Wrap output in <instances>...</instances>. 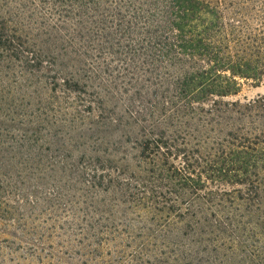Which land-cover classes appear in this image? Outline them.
I'll return each instance as SVG.
<instances>
[{
    "label": "trees",
    "instance_id": "trees-1",
    "mask_svg": "<svg viewBox=\"0 0 264 264\" xmlns=\"http://www.w3.org/2000/svg\"><path fill=\"white\" fill-rule=\"evenodd\" d=\"M244 82L264 83V0H0V178L20 154L17 172L54 168L58 90L96 91L79 107L101 120L114 92L130 148L82 170L87 229L72 234L126 264H264V95L227 101Z\"/></svg>",
    "mask_w": 264,
    "mask_h": 264
},
{
    "label": "rangeland",
    "instance_id": "rangeland-1",
    "mask_svg": "<svg viewBox=\"0 0 264 264\" xmlns=\"http://www.w3.org/2000/svg\"><path fill=\"white\" fill-rule=\"evenodd\" d=\"M82 89L73 87L75 92L66 94L63 92L64 89L58 90L55 101L63 107L58 109L61 112L57 117L58 123L43 127V136L49 138L52 143L44 152L47 163L44 162L43 165H49L50 162L54 165L52 171H46L41 175L23 173L21 169L17 172V164L20 168L19 162L22 159L20 154V160L16 158V161L10 162L15 172L7 176V181L0 178L1 182L4 180L6 192L2 195L0 191V199L4 202V211L1 213L17 220L3 221L5 230L3 237L9 241L0 242V258H7L8 264H11L10 258L19 264H126L128 261V258L121 260L117 257L113 244L102 249L92 240H82L81 236L72 234L77 228L76 225H79L80 230L87 229V218L82 215L89 210L87 204H78L77 207L71 204V200L80 198L84 189L82 170L89 166L93 158H100V161L106 158V154L101 152L105 149L112 154L111 158L122 157L119 148H126L129 151L130 146L125 145L123 141L133 130L129 126L132 124L131 121H128V126L125 127V120L121 121V124L112 120L122 115L123 101L119 95L110 92L107 97V119L101 120L98 118V110L91 114L84 111V106L89 104L84 103L79 107L81 104L79 97L89 101L95 100L94 97L97 96L96 91L88 88L84 90L85 93H79L78 91ZM263 95L264 83L257 86L252 82H244L239 94L227 101L247 103ZM0 131V138L4 137L5 141V134ZM24 150L25 148L20 149ZM116 164L112 166L115 167ZM107 198L113 200V196L106 195L98 200V203L101 202L100 209L105 207L104 201L108 202ZM121 210L123 211V208ZM72 211L81 214L83 220L73 218ZM119 214L117 213V219L121 218ZM100 219L101 217L97 216L90 224L102 223L110 226L109 222ZM24 227L30 232L37 230L36 236L24 235L22 231ZM49 231H53L50 240L44 243L37 240L39 233L47 237ZM31 254L40 255L32 259ZM166 259L158 258L160 262Z\"/></svg>",
    "mask_w": 264,
    "mask_h": 264
}]
</instances>
